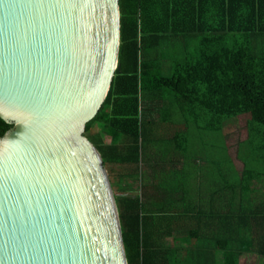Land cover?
Masks as SVG:
<instances>
[{
	"label": "trees",
	"instance_id": "obj_1",
	"mask_svg": "<svg viewBox=\"0 0 264 264\" xmlns=\"http://www.w3.org/2000/svg\"><path fill=\"white\" fill-rule=\"evenodd\" d=\"M118 1V68L85 135L127 264L264 262V0Z\"/></svg>",
	"mask_w": 264,
	"mask_h": 264
},
{
	"label": "water",
	"instance_id": "obj_2",
	"mask_svg": "<svg viewBox=\"0 0 264 264\" xmlns=\"http://www.w3.org/2000/svg\"><path fill=\"white\" fill-rule=\"evenodd\" d=\"M118 0H0V264H127L86 125L110 92Z\"/></svg>",
	"mask_w": 264,
	"mask_h": 264
},
{
	"label": "rangeland",
	"instance_id": "obj_3",
	"mask_svg": "<svg viewBox=\"0 0 264 264\" xmlns=\"http://www.w3.org/2000/svg\"><path fill=\"white\" fill-rule=\"evenodd\" d=\"M228 142L233 147L236 143V141L240 138L243 139L246 136V130H245V119L242 118L239 121H233L229 124L228 132ZM234 149L231 150V152ZM234 154V152H232ZM239 168H241V165H238ZM243 264H264L262 260L256 259V257L253 259L247 258V260Z\"/></svg>",
	"mask_w": 264,
	"mask_h": 264
},
{
	"label": "crops",
	"instance_id": "obj_4",
	"mask_svg": "<svg viewBox=\"0 0 264 264\" xmlns=\"http://www.w3.org/2000/svg\"><path fill=\"white\" fill-rule=\"evenodd\" d=\"M229 143V142H228ZM230 144V143H229Z\"/></svg>",
	"mask_w": 264,
	"mask_h": 264
}]
</instances>
